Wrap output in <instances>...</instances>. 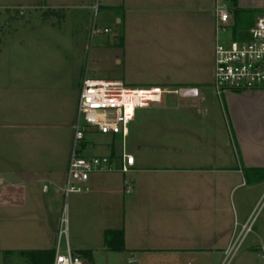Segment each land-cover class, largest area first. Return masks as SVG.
<instances>
[{"label":"crops","instance_id":"crops-1","mask_svg":"<svg viewBox=\"0 0 264 264\" xmlns=\"http://www.w3.org/2000/svg\"><path fill=\"white\" fill-rule=\"evenodd\" d=\"M112 2L105 0V8L138 10L147 3L157 7L158 15L164 8L172 9L173 21L177 6L184 12L181 18L193 12L192 0H117L114 6ZM196 2L200 17L194 16V32L206 48L208 38L216 34L215 14L207 13L211 22L204 24L206 4ZM236 3L240 10L264 11V0ZM175 69L184 72L170 82L177 87L175 97L166 105L163 97L151 113L149 107L139 109L130 125L125 152L134 158V167L125 175H91L84 197L105 209L98 221L102 243L99 248L79 246L77 253L91 251L93 257L94 250L105 249L106 231L122 230L125 251L136 264L167 260L170 264H264V90L226 93L220 100L213 90L211 63L200 61L191 67L184 63ZM181 89L193 93L180 97ZM0 95L10 92L0 88ZM59 103L61 109L47 113L45 143L35 142L27 132L16 135L18 129L33 128L32 121L24 113L16 123L11 106L0 103V252L16 253L11 247L22 228L9 225L13 211L27 213L42 205L51 190L63 193L75 122L63 99ZM111 139L116 147L106 157L118 155L113 162L119 167L122 140ZM40 224L35 238L29 239L33 247L18 252L55 251L53 232ZM246 225L250 231L244 230Z\"/></svg>","mask_w":264,"mask_h":264},{"label":"rangeland","instance_id":"rangeland-1","mask_svg":"<svg viewBox=\"0 0 264 264\" xmlns=\"http://www.w3.org/2000/svg\"><path fill=\"white\" fill-rule=\"evenodd\" d=\"M113 1L114 6L117 0ZM203 1L206 4L203 15L206 25L211 22L207 13H212V10L213 16L215 14L216 2L225 4L232 14L236 9L240 10L237 3L234 6L231 0ZM191 3L193 12L181 18L184 12L177 6V18L173 21L172 9L168 11V8H164L158 15L157 7L147 3L140 5L138 11L116 5L109 10L105 8V0H0V88L10 92V96L0 95V103L11 106L9 108L16 123L19 124L24 113H27V120L33 124L30 130L18 129L16 135L27 132L35 142L45 143L49 133L46 128L49 121L47 116L62 108V103H59L62 99L64 109L74 116L76 123L85 77L119 81L126 88L135 90L158 86L168 91L164 96L165 103H162L168 104V100L175 97L173 93L177 88L170 82L184 75V72L175 69L176 66L185 63L191 67L201 61L211 63L214 69L216 34L214 38H208L205 48L199 34L194 32V16L200 17L199 6L196 0ZM48 9L62 10L63 18L44 23L42 16ZM16 11L23 13V17L10 20ZM242 11L243 17L237 20L238 28L249 31L252 23L249 22H255L259 12ZM113 18H116V22L112 21ZM214 25L212 21L213 31ZM240 32L237 31L236 35ZM234 35L231 30L227 34H220L219 40L230 41ZM160 104L150 106L147 112L151 113ZM136 113L139 114L140 110ZM111 138L89 130L85 136L87 149L81 148L83 156H108L115 146ZM70 142L73 148L71 137ZM45 151L47 157L48 151ZM62 187L63 190L65 184ZM84 195L66 198L63 193L58 191L55 194L51 190L49 195L43 196L42 205H38L42 211H38V207H31L27 213L23 210H17V213L13 211L9 225H14L18 231L22 228L16 245L11 247L14 252L33 247L29 245V239L35 238L38 225L42 222L48 227V233L53 232L57 245L62 216L68 220L67 235L61 239L63 252L67 241L76 255L79 246H101L98 221L105 214V209L101 204L96 205V201L88 203ZM44 240L48 241L49 237L46 236ZM131 259V254L126 251L112 252L102 248L94 250L93 257L84 261L88 264H128L132 261L136 264ZM7 264H24V261L13 255ZM158 264H170V261H158Z\"/></svg>","mask_w":264,"mask_h":264},{"label":"built area","instance_id":"built-area-1","mask_svg":"<svg viewBox=\"0 0 264 264\" xmlns=\"http://www.w3.org/2000/svg\"><path fill=\"white\" fill-rule=\"evenodd\" d=\"M234 28L233 14L225 4L217 2L213 89L220 100L226 93L264 90V11L258 13L254 25L244 35L240 34L230 41L219 40L220 34H227ZM167 93L159 87L135 90L126 88L119 81L83 79L74 124L72 154L63 189L66 198L84 194L91 175L116 172L125 175L130 172L134 167V158L126 154L125 144L136 111L162 103ZM91 129L103 136L121 138L119 167L109 157L83 156L81 148L87 149L85 136ZM67 227L68 220L62 216L53 264H88L73 252L68 241L65 252L62 251L61 239L67 235ZM244 230L250 231L251 227L246 225ZM129 264H133L132 261Z\"/></svg>","mask_w":264,"mask_h":264},{"label":"trees","instance_id":"trees-1","mask_svg":"<svg viewBox=\"0 0 264 264\" xmlns=\"http://www.w3.org/2000/svg\"><path fill=\"white\" fill-rule=\"evenodd\" d=\"M231 2L236 5V0H231ZM244 11L242 10H237L234 15V20H235V28L233 29L234 31V37L238 38L239 34H245L247 31L242 29L241 27L238 28L237 20L240 17H243ZM23 17V13L20 11H16V15L14 17H11L10 20H15V19H20ZM43 22L46 23L48 21H51L53 19H58L61 20L63 18L62 16V10H55V9H48L43 13ZM245 21V20H244ZM252 22V23H251ZM249 23L250 27L253 25V20H251ZM237 31H241L240 33H237ZM2 41L0 39V45ZM119 156L114 154L112 157H110L111 160L117 159ZM104 243H105V248L108 251L112 252H123L125 251V246H124V232L122 230H117V231H106L104 233ZM16 255L19 258H21L24 261V264H53L54 263V257H55V251H21V252H0V264H7L9 261L10 257ZM81 258L84 259H91V251H82L77 254Z\"/></svg>","mask_w":264,"mask_h":264},{"label":"water","instance_id":"water-1","mask_svg":"<svg viewBox=\"0 0 264 264\" xmlns=\"http://www.w3.org/2000/svg\"><path fill=\"white\" fill-rule=\"evenodd\" d=\"M193 93V90H186V89H181L178 91V95L180 97H186L188 95H191Z\"/></svg>","mask_w":264,"mask_h":264}]
</instances>
